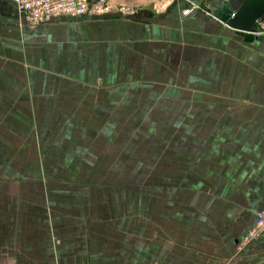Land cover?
Returning a JSON list of instances; mask_svg holds the SVG:
<instances>
[{
  "label": "crops",
  "instance_id": "crops-1",
  "mask_svg": "<svg viewBox=\"0 0 264 264\" xmlns=\"http://www.w3.org/2000/svg\"><path fill=\"white\" fill-rule=\"evenodd\" d=\"M263 18V0H111L27 25L0 0V264H264V234L243 240L264 38L241 35Z\"/></svg>",
  "mask_w": 264,
  "mask_h": 264
},
{
  "label": "built area",
  "instance_id": "built-area-1",
  "mask_svg": "<svg viewBox=\"0 0 264 264\" xmlns=\"http://www.w3.org/2000/svg\"><path fill=\"white\" fill-rule=\"evenodd\" d=\"M16 6L17 12L27 25L50 22L59 16H96L109 12L111 0H7ZM255 37L264 38V18L257 22ZM264 234V210L260 211L254 225L244 237V243L258 239Z\"/></svg>",
  "mask_w": 264,
  "mask_h": 264
},
{
  "label": "water",
  "instance_id": "water-1",
  "mask_svg": "<svg viewBox=\"0 0 264 264\" xmlns=\"http://www.w3.org/2000/svg\"><path fill=\"white\" fill-rule=\"evenodd\" d=\"M248 1H250V0H248ZM263 2H264V0H263ZM248 6H249V3H247L237 15L233 16V19L229 22L232 26L235 25L237 19L243 17L246 14L245 11L247 10ZM256 22H258V20L255 21V23ZM248 30H247L248 32H246V33H241V35L245 41H253V40H260L261 41V40H263V38L261 36H258V37L253 36V33L255 32V30H251V29H248Z\"/></svg>",
  "mask_w": 264,
  "mask_h": 264
},
{
  "label": "rangeland",
  "instance_id": "rangeland-1",
  "mask_svg": "<svg viewBox=\"0 0 264 264\" xmlns=\"http://www.w3.org/2000/svg\"><path fill=\"white\" fill-rule=\"evenodd\" d=\"M103 184H101V186H102ZM106 185H108V184H106ZM100 186V185H99Z\"/></svg>",
  "mask_w": 264,
  "mask_h": 264
}]
</instances>
